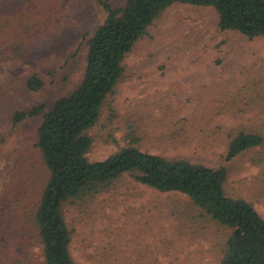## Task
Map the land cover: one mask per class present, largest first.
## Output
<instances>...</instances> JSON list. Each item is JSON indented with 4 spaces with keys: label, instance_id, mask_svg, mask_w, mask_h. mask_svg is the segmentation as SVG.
<instances>
[{
    "label": "rangeland",
    "instance_id": "rangeland-1",
    "mask_svg": "<svg viewBox=\"0 0 264 264\" xmlns=\"http://www.w3.org/2000/svg\"><path fill=\"white\" fill-rule=\"evenodd\" d=\"M15 5L7 0L5 8ZM105 18L96 0H62L59 10L41 7L28 17L26 34L0 41V264H45L34 222L50 176L35 145L40 119L15 125L13 114L42 103L51 109L80 84L85 41ZM218 21L210 6L176 3L163 12L126 56L124 75L89 130L88 156L103 160L135 145L227 166V194L264 217V142L226 159L240 131L264 138V36L222 30ZM33 73L44 78L40 90L27 85ZM65 215L76 264H221L232 232L187 194L159 191L130 174L66 204Z\"/></svg>",
    "mask_w": 264,
    "mask_h": 264
},
{
    "label": "trees",
    "instance_id": "trees-1",
    "mask_svg": "<svg viewBox=\"0 0 264 264\" xmlns=\"http://www.w3.org/2000/svg\"><path fill=\"white\" fill-rule=\"evenodd\" d=\"M62 0H17L14 9L0 0V41L29 32L27 22L41 7L59 10ZM4 2V5L1 3ZM106 18L87 38L86 67L80 84L58 98L51 109L39 104L15 110L13 124L40 119L35 145L50 172L35 205L34 222L43 246L45 264H76L70 251L73 232L65 205L98 195L124 174L159 191L187 194L211 219L232 229L221 264H264V217L245 198L226 192L227 166L211 167L187 158L149 153L135 145L121 148L103 160L88 156L94 139L89 133L99 121L108 97L122 79L124 60L136 42L170 6L176 3L213 7L222 30H237L254 38L264 36V0H96ZM5 8V9H4ZM47 15V9L43 16ZM39 23H37L38 25ZM32 90L44 87V78L33 73ZM260 133L240 131L229 144L226 159L263 144Z\"/></svg>",
    "mask_w": 264,
    "mask_h": 264
}]
</instances>
